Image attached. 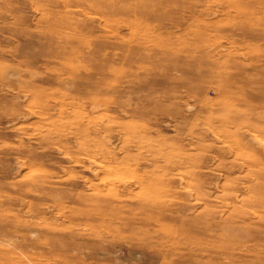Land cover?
I'll list each match as a JSON object with an SVG mask.
<instances>
[{
	"label": "rangeland",
	"instance_id": "rangeland-1",
	"mask_svg": "<svg viewBox=\"0 0 264 264\" xmlns=\"http://www.w3.org/2000/svg\"><path fill=\"white\" fill-rule=\"evenodd\" d=\"M66 1L0 0V264L203 262L263 233L264 133L225 119L261 107L232 78L264 89V0H128L132 24ZM67 24L105 46L100 74L38 57Z\"/></svg>",
	"mask_w": 264,
	"mask_h": 264
},
{
	"label": "bare ground",
	"instance_id": "bare-ground-1",
	"mask_svg": "<svg viewBox=\"0 0 264 264\" xmlns=\"http://www.w3.org/2000/svg\"><path fill=\"white\" fill-rule=\"evenodd\" d=\"M64 1H66V0H64ZM68 1H66V2H68ZM81 2H83V3H81ZM84 2L87 3V5L86 4L85 5L88 6V8L90 10L93 9L97 13H98L99 7H101V8L108 7L107 5L112 6V7H109L110 10L107 9L105 12L101 13V15L105 18V22L106 23L111 22V23L119 24L121 22H126V23L128 22L129 24L130 23L132 24L133 21H130V19L132 18V16L135 17L136 21H139L140 12H143V10L140 9V8L137 9V11H136V9L134 11L127 9L126 10L127 14H123L124 13V10H122V7L124 5L126 6L127 3H130L128 0H95L94 2H96V3H93V2H91L89 0H79V1H77V4L78 3L84 4ZM105 2H109V4L108 3H105ZM49 3L51 4V2H49ZM135 3H134V5H135ZM131 5H133V4L131 3ZM79 7H80V5H79ZM83 9L84 8H81L80 10L82 11ZM124 9H126V8L124 7ZM91 12L93 13V11H91ZM119 16H121V17H119ZM123 16H125V18ZM145 23H146V21H142V22H139V23L137 22V25H138V27L139 26L140 27L141 26L144 27L145 26ZM56 24H58V23H55V25ZM61 27L63 28V26H61ZM67 27L68 28L70 27L69 29H71V31L72 30L74 31V33L72 34L73 35L72 38L69 37V36H67L66 34H64L62 30H59L60 29L59 27H55L57 29H54V27H53V29L52 28H49L50 30H46L45 33H48L47 34L48 37H46V39H48V42H46V45H45L46 48L45 47H42V46H44L42 42L36 44L37 47L41 50V52H39L40 54H37V55H39L38 57H41V58L47 57V58H53V59H73V58H80V60H82L84 62V64H79L80 67H77L78 69L81 68L80 70H82V71H88V73L89 72H93L94 74H96V73L97 74H100L101 71H102V68H103V64L101 63L102 62L101 59H103V61H104V59H106V60L108 59V56L106 54L107 51L106 52L104 51L105 46L102 45L101 43H97L95 41L96 39L95 40L93 39V41H90V40L83 41V42H86V43H81V42L74 43V42H72V40L73 41H75V40L78 41L79 38H82V39L85 38L84 35L87 34V33H89V29H88L89 27L88 28L87 27H83V29H82V28H79V26L78 27L76 25L74 26L73 24H67ZM80 29H82V30H80ZM80 32H82V34ZM74 35L77 37L78 40L76 38H74ZM89 35H91V34H89ZM89 35L87 34V37H89ZM70 36H71V34H70ZM158 36H159V34H158ZM24 37H26V36H24ZM57 37H59L61 41H58L56 39ZM253 38L256 39L258 37L257 36L256 37L254 36ZM82 39H80V40H82ZM43 48H45V49L43 50ZM122 50L123 49L119 48V51H120L119 53L122 56H123V53H124V58H129L130 52L129 51L123 52L124 50L123 51ZM12 53H14V52H12ZM34 54H36V53H32L31 55H34ZM38 57L37 56H32L33 60H30L32 62V64L36 62L35 59L38 58ZM24 59H27V58H24ZM44 60H46V59H44ZM61 62H62V60H61ZM44 63H46V62H44ZM128 64H131V62H129ZM40 65H42V64H40ZM56 68L59 69L58 66ZM64 69H65V67H64ZM75 72L77 73V71H74V74H75ZM116 74H117V72H116ZM76 75H78V74H76ZM72 76H75V75H72ZM251 78H249L247 76L246 77H243L242 75H239L237 77L236 76L233 77L232 79L234 80L235 83H238V85H240L241 88L244 91H247L248 92L246 94L247 95V100L241 102L242 103L241 105L243 106L242 108L247 107L251 101H254V102L257 101L259 103V105L261 106L260 109L256 108V110L254 109L252 112H248L246 110H243L242 111V115H247V116H251V117H253V115H255L254 117H256V118L254 119L255 120L254 123L253 122H249L248 120L247 121L246 120H239V119L236 120V119H232V118H226L225 119V122L235 123V124H238V125L239 124L247 125L249 127L251 125L252 126L251 127L252 130L253 129L254 130H258V131H261L262 133H264V121H257V118H261V119L264 118V89L262 88L261 90H257V89L256 90L255 89H253V90L252 89L251 90H245V89H247V87H249V84L252 82L251 81L252 80ZM50 81H51L50 79H46L45 78V80L43 81V83H48ZM38 88H39V85H38L37 89ZM32 94L34 95V98L36 99L35 100L36 101L35 104L39 105V107L41 108V112L46 115V111L49 110L50 107L47 104L43 105L42 103L43 102L45 103V101H46V103H48L49 99H56V97H53L55 95H51L52 97H47V99L44 100V99L38 98V96H39L38 93H35L34 92ZM256 107H258V106H256ZM234 113H237V112L235 111ZM231 120H232V122H231ZM259 143H260V141H259ZM234 147H236L237 150L240 151L239 153H241V156L244 157V155H246L247 152L243 154L242 151H241L242 149L244 151L246 150V148L242 144H240V143H232V148H234ZM246 156L251 157V155H246ZM262 157L264 158V156H262ZM245 158H243V159H245ZM249 162H251V160H249ZM255 163H256V165H253V164H250L249 163L248 166H250V167L251 166H254V167L257 168L258 173L261 172L262 169H263V167H262L263 165H261L260 162H258V161H256ZM72 206L76 207L77 209L80 208L77 205V202H74ZM85 210H88V212L86 213L87 215H90V212L92 213V211H90L91 209L90 210L89 209H85ZM84 219H86V218H84ZM88 225L92 229H94V227H95L94 225H92V220H89V224ZM102 227H104L105 230H108L109 229L107 227V225L106 226L103 225ZM105 230H103V231H105ZM102 233L105 234L104 232H102ZM224 236H228V235H224ZM190 237H191L190 241L191 240H194V239L211 240L209 238H206V236L203 233H199L197 231H192V234H191ZM217 238H219V242H223V240H225L224 243L226 245H228V246L225 247L224 249L220 250V251L215 250V249H209L208 250L209 251L208 252L209 253V255H208L209 258L207 260H205V261L202 260L203 262H201V261L200 262H196V261L195 262H192V259H190V258L185 259L184 258V259L177 260V263L176 264H183V263H186V261H188L190 264H264V231H263V233H254V234H251L250 236L249 235L248 236H242V235H239L238 233H236V234H231L229 237H226V239H225V237H223L224 239H222V236L221 237L218 236ZM133 243H136L137 245L139 244V245L147 246V244L144 243V241H141L139 239H137V240L135 239V241H133ZM203 253L202 252H195L194 254L195 255H198V256H202V255H204Z\"/></svg>",
	"mask_w": 264,
	"mask_h": 264
}]
</instances>
